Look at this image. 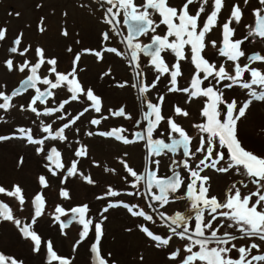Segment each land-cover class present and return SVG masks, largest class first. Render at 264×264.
I'll list each match as a JSON object with an SVG mask.
<instances>
[{"label":"rangeland","instance_id":"obj_1","mask_svg":"<svg viewBox=\"0 0 264 264\" xmlns=\"http://www.w3.org/2000/svg\"><path fill=\"white\" fill-rule=\"evenodd\" d=\"M182 2L183 0H170L173 6L181 5ZM136 3L143 4L144 0H136ZM199 3L200 0H196V5L190 6L193 13L199 7ZM234 3H239L244 11L242 22L239 25L233 22L232 26L237 29L235 38H242L247 33L246 24L254 25L253 9L264 7L259 5L258 0H250L249 4H244L243 0H226V6L219 16L218 26L206 38L216 40L217 48L222 39L220 25L227 21L231 5ZM107 7L109 5L104 0H0V28L7 29L5 39L0 41V91L10 94L21 78L31 74L30 68H26L24 72H20L18 68L9 71L5 61L12 59L14 65L17 66L25 61L34 64L39 60L35 49L43 48L46 59H57V71L63 73L72 70L74 57L76 54H80L81 59L76 65L77 78L86 89H92L102 99L100 113L95 112L90 107L92 102L81 95L78 100L66 104L62 112L44 115L43 109L58 108L63 100H70L72 94L65 86L53 89L54 95L48 97L46 103L42 104L37 101L35 106L41 113L37 115L31 112L29 107L31 99L36 95V90L30 88L21 95L12 98L13 106L10 109H0V136L17 134V138L0 141V186L7 190H13L14 186L19 185L25 198L24 204L21 205L16 197L0 193V201L9 205L14 217L21 220L23 224L31 223L35 211V196L42 194L45 200L43 215L33 225L34 230L42 237L43 241L39 252L33 250V242L26 239L12 221L0 219V253L8 258L22 260L23 264H48L46 249L48 240L52 241L58 255L71 259L72 264H95L94 253L91 251V246L95 242L94 225L105 216L107 219L103 222L104 234L101 237L100 248L101 255L109 261V264H179L180 258H177L176 261L169 259L170 253L177 248L181 250V257L187 255L184 251V247L188 243L186 239L173 236L168 246L157 248L156 242L142 231V227H148L154 234L162 237L171 235L167 226L170 221H166L164 217L173 216L177 212H188L190 201L186 198L176 199V197L185 196L186 185L189 182L188 171L182 164H179L185 187L175 194H170V202L167 205H161L160 202L151 198L144 180H141L135 187L133 186L135 178L127 172L124 163H122V161L126 162L138 174H141L143 169L146 171L155 170L156 165L150 163L149 150L145 147L146 142L137 141L125 144L115 137L101 136L99 133L123 128L126 130L123 135L129 139H134V133L137 131L146 133L148 125V121L144 119V113L148 110L146 102L150 100L156 103L159 96L163 95L165 100L162 114L166 118H173L187 131L192 137L190 150L195 152L199 146L200 136L204 135L205 139L207 138L206 134H202L198 128L194 127V125L204 122L201 109L205 106L206 98L193 99L188 103L186 102L187 94L169 92L170 76L168 74L161 76L155 67L150 65V57L144 54H140L139 68L136 67V62L130 63V50L124 42L127 28L123 24V14L121 13L120 16V25L114 30L105 20ZM211 10L212 0H209V4L205 5V13L201 14V19H206V15ZM16 13L20 15L17 16ZM153 18L159 22L158 16ZM41 20H43L44 32L39 31ZM64 30H67L68 36L62 34ZM105 32L109 34L108 40H104L103 33ZM165 33L166 26L161 25L156 34L164 35ZM151 35L152 33L141 36L138 40L142 43L150 42ZM17 38L21 39V45L18 46L17 53H12L10 49L16 46L14 41ZM170 39H174V37H170ZM250 39L251 42L246 41L242 46L246 54H264V40L258 37ZM29 45L31 47L28 52L20 55V51ZM109 47L117 48L123 55L105 51ZM69 48L72 49L71 52L68 51ZM217 48H212L209 45L205 49L204 55L217 67L223 64L229 73L234 74L232 62L221 57ZM85 49L102 52L103 59H98L94 54L85 52ZM185 51L188 53L187 47ZM162 55L165 56L171 67L175 62L174 56L171 53ZM247 62L246 58H241V64ZM181 63L183 75L178 78L179 86L187 87L194 74V66L188 61ZM252 66L264 68V64L259 62ZM50 67L47 64L43 65L38 70V75L42 78L47 76L55 80V75L49 71ZM138 71L142 73L141 77L137 76ZM244 79H250V74L246 73ZM141 81L149 85L156 83V86L142 94L139 90V87L143 86ZM213 83L212 78H209L203 86ZM227 83L229 81H223L215 86L224 93L225 99L229 102L236 100L238 106H241L246 99L251 98L249 90L243 89L239 85L232 88L224 87ZM120 84L125 86L120 87ZM133 85L138 86L134 87ZM37 87L41 91L49 88L48 85L40 82L37 83ZM2 102L3 100L0 99V103ZM21 105L24 106L23 109H21ZM175 106L186 109L189 116L177 115L174 111ZM85 108L89 110L75 124L65 129L66 140L58 138L45 140V152L38 153L36 148L39 145L29 144L26 138H18V129L21 127L31 129L35 139L48 136V133L43 132V127L50 124L54 133L63 124L69 123L80 112H83ZM120 108H124L126 114L131 118L112 115ZM61 116L64 118L58 119ZM92 119H100L101 123L93 125L90 122ZM88 132H92L94 135L89 136ZM161 132L163 133L162 137L160 136ZM173 136L178 137V134L174 133ZM237 137L247 150L264 156V101L253 100L245 116L237 121ZM153 138H163L165 142H171L166 121L161 122L160 128L154 132ZM81 146L87 148V155L84 157L75 155ZM52 147L57 148L61 153V159L65 165L64 169L56 170L55 175L49 171L50 162L46 159V154ZM219 150L224 151L225 160L221 161L218 167H226L228 163L227 150ZM204 155L205 153H196L194 157H186L181 148L176 153L166 150V154L153 155L151 160L160 161L157 175L163 177L169 175L174 168L173 161L181 162L184 157L195 168ZM215 155L214 151L213 157ZM21 158L22 163L20 162ZM73 161H78L77 175L70 176L62 182L67 168ZM201 175L210 177L209 195L217 196L221 201L225 199L226 191L233 183L240 187L241 192L244 193L246 189L240 185L238 179L246 181L248 188L254 186L246 175L237 174L235 169L228 173H219L209 167L204 168ZM41 176L45 177L47 181L46 187L40 183ZM85 177L91 178L94 182L88 183ZM109 188L118 192L119 195L107 196ZM62 190L68 191L70 198H64L61 195ZM152 191L157 192V189L153 188ZM120 202L128 204L132 211H144L146 215H152L153 220L148 221L145 217L134 216L128 208L123 206L110 208L107 212H103L109 203ZM85 204L89 207L88 216L93 220V227L88 237L81 240L82 225L73 221L69 227L62 228L61 222L55 220L57 215L55 209L57 206H61L68 210ZM71 215L70 212L67 215H61V221L67 222ZM217 223L214 222V227ZM224 231L234 232L237 236L234 243H237L238 246L253 241L259 243L258 238H241V234L234 229L225 227L221 229V232ZM261 251H264V244L261 245ZM253 254H258V251L253 250ZM232 255L237 256L235 250ZM53 264H58V262L53 261Z\"/></svg>","mask_w":264,"mask_h":264},{"label":"snow or ice","instance_id":"obj_2","mask_svg":"<svg viewBox=\"0 0 264 264\" xmlns=\"http://www.w3.org/2000/svg\"><path fill=\"white\" fill-rule=\"evenodd\" d=\"M109 5L105 10V20L114 30L118 28L121 23L120 16L123 14V24L127 27V35L124 36V42L130 50V63L136 62V67L139 68L140 54L150 57V65L154 66L158 73L163 76L168 74L170 76L169 92H179L187 94V101L190 103L193 99L206 98L204 107L201 109V116L204 122L194 125L202 134L200 136L199 146L195 152L190 150L192 137L187 131L179 125L173 118L165 117L162 114V106L165 100L163 95L159 96L158 102L153 103L150 100L146 102L148 109L144 113V119L148 121L146 133L137 131L134 133V139H129L123 135L126 130L123 128L112 129L109 132H100L101 136L115 137L117 140L125 144L135 143L137 141H145V147L149 150L150 163L156 165V169H149L145 174H138L135 170L124 163L127 172L135 178L134 187L144 180L147 185V192L151 198L161 205H167L170 200V194L177 193L182 187H185L184 179H182L179 171H173L171 176L160 177L157 175L159 169V160H151V156H160L167 152L176 153L179 149H183L186 157H194L196 153H205L203 159L193 168L187 159L182 162L173 161V165L182 164V166L189 173V182L186 185V193L183 197H176V199H188L190 206L188 212H177L173 216L164 217L166 221H170L168 228L171 235L162 237L154 234L148 227H142V231L150 237L157 248L166 247L169 245L173 236H178L180 239H186L188 243L184 247L187 255L181 257V250L177 248L169 255V259L176 261L180 258L179 264H264V251H261V245L264 244V156L257 155L252 151L247 150L242 146L241 140L237 137V121L245 116L246 111L253 103V100L264 101V68L253 67L252 65L259 62L264 64V54L252 53L246 54L242 47L246 41L251 42V39L260 38L264 40V7H256L253 9L254 25L246 24L247 33L242 38H235L237 29L233 27V22L239 25L244 17V11L239 3L231 5L230 15L226 22L220 25L222 31V39L220 46L217 48L216 40L206 39L210 33L218 26L219 16L222 9L226 6V0H212V10L206 15V19H201V14L205 13V5L209 4V0H200L199 7L195 12L191 10L190 6L196 5V0H183L181 5L173 6L170 0H144L143 4H137L136 0H104ZM244 4H249L250 0H243ZM259 5L264 6V0H258ZM115 9V11H114ZM19 16V13H16ZM154 16L159 17V22L154 19ZM161 25L166 26V33L159 35L157 29ZM39 31L44 32L43 20L40 21ZM7 29L0 28V41L6 37ZM152 33L150 42L144 44L138 40L141 36H146ZM68 36L67 30L62 33ZM119 34V33H118ZM22 36V34H21ZM104 40L109 39L107 32L103 33ZM174 37V39H170ZM15 47L10 51L17 53L21 45V39L17 38L14 41ZM217 48V52L221 57L226 58L227 61L232 62L234 67V74L229 73L227 68L221 64L219 67L213 62H210L204 55L205 49L208 46ZM31 46H27L20 51V55L28 52ZM188 48L186 53L185 48ZM72 51L71 48L68 49ZM85 52L94 54L98 59H103V53L92 49H85ZM107 52L123 55L117 48L109 47L105 49ZM38 62L32 64L25 61L23 64L14 65L12 59L5 61L6 67L9 71L18 68L20 72H24L26 68H30L31 75L22 81V87L19 90H14L10 95L0 91V109L8 110L13 105L11 100L15 96L21 95L24 91L32 88L36 90V95L31 99L29 107L31 112L40 115L38 112L37 101L42 104L47 102V98L54 95L53 89H59L67 86L68 91L72 94L69 99L63 100L58 108L43 109L44 115H51L58 111L62 112L66 104L71 101L78 100L81 95L85 96L88 101H91L90 107L95 112L100 113L102 109V99L96 95L92 89H86L80 80L77 78L76 65L79 63L81 56L76 54L73 60V68L68 73L57 71V59H46V53L43 48L35 49ZM164 53H171L175 62L169 66L166 61ZM241 58H246L247 63L241 64ZM182 61H188L194 66V74L190 80L189 86L180 87L178 78L183 75ZM50 65L49 71L55 75V80L38 75V70L43 65ZM250 74V79H244L245 74ZM203 74V75H202ZM108 75V73H105ZM137 76L141 77L142 73L137 72ZM71 77V78H70ZM212 78L213 84L203 86L204 82ZM223 81H229L224 87L232 88L239 85L243 89L249 90L251 98L238 106L236 100L230 102L225 99L224 93L220 91L215 85ZM40 82L48 85L49 88L41 91L37 87ZM158 82V81H157ZM126 83V82H125ZM139 87L140 92L147 93L151 88L156 86V83L144 84ZM124 87V84H120ZM137 87L138 85H133ZM223 106V107H222ZM21 105V109H23ZM89 109L85 108L69 123L63 124L57 131L53 133L51 125L43 127V132L48 133L41 139H35L31 129L23 127L18 129L19 137L26 138L27 142L32 145H39L36 148L38 153L45 152V140L51 138L53 140H66L65 129L75 124L81 116ZM174 111L179 116L187 117L189 112L179 106H175ZM114 116L126 117L130 119V115L126 114L124 108L112 113ZM64 117H58L63 119ZM166 121L169 127L170 143L165 142L163 138H153L154 132L160 128L161 122ZM91 124L98 125L101 123L100 119H92ZM79 131V129H77ZM178 134L174 137L173 134ZM87 135L92 136L94 133L88 132ZM163 136V133H160ZM17 138V134L12 136H0V141H6ZM219 149H226L228 153L227 166L218 167L221 161L225 160L224 151ZM216 152L213 157V152ZM75 155L84 157L87 155V148L81 146ZM49 171L53 175L56 170L64 169L65 165L61 159V153L57 148L52 147L50 152L46 154ZM210 161V163H208ZM21 163L23 162L21 158ZM78 161H73L71 166L67 168L66 175L63 181L68 177L77 175ZM203 166V167H201ZM212 168L219 173H228L235 169L237 174L246 175L252 184L256 186L255 191H248L247 194L241 192V188L237 187L235 183L227 189L225 199L219 200L217 196L209 195L210 185L208 184L210 177L201 175L204 168ZM243 170V173H241ZM82 175V173H81ZM88 183H93L89 177H85ZM40 183L47 186L45 177H40ZM240 184L247 189L248 184L240 181ZM155 188L157 192H153ZM0 193H4L10 197H16L21 205L24 204L25 198L23 190L19 185L14 186L13 190H7L0 186ZM131 194V193H130ZM64 198H70L66 190L61 191ZM107 196H117L118 192L109 188L106 193ZM255 197V199H253ZM102 198V197H101ZM35 211L31 223H23L16 219L12 213L10 206L0 201V219L12 221L20 230L22 235L33 242V250L39 252L42 245V237L34 230L33 225L37 219L43 215L45 200L42 194H37L34 198ZM123 206L128 208L134 216L145 217L148 221L153 220L152 215H146L144 211H132L128 204L109 203L103 209L107 212L110 208ZM57 215L55 220L61 222L62 228H67L73 221H77L82 225L81 240L88 237L89 232L93 227V220L88 216V205H80L71 209L65 210L61 206L55 209ZM71 213V218L67 222L61 221V215ZM107 217H103L100 222L95 223V242L91 246V251L94 253L95 264H109V261L101 255L100 241L104 234L103 222ZM214 222H218L214 227ZM234 229L241 234V238L253 237L258 238V242H251L249 244H242L240 246L234 241L237 236L233 231L221 232L222 228ZM178 229H180L178 231ZM79 244V241H78ZM75 247V246H74ZM46 249L48 254V264H53V261L58 264H72L71 259L61 257L54 250L51 240L46 242ZM195 249V250H194ZM235 250L237 256L232 253ZM253 250H257L258 254H253ZM110 255V254H109ZM141 259H143L141 257ZM0 264H23L22 260L5 257L0 253Z\"/></svg>","mask_w":264,"mask_h":264},{"label":"flooded vegetation","instance_id":"obj_3","mask_svg":"<svg viewBox=\"0 0 264 264\" xmlns=\"http://www.w3.org/2000/svg\"><path fill=\"white\" fill-rule=\"evenodd\" d=\"M213 51V50H212ZM214 63V62H213ZM147 129V128H146ZM183 160H185V158L183 157L182 159H181V162L183 161ZM176 169H178L179 171H180V174H181V169H180V167H179V165L177 166V165H174V168L171 170V172L170 173H172L173 171H175ZM147 171L146 170H142V172H141V174H145ZM169 173V174H170ZM239 181V183H240V179H238ZM249 180V179H248ZM250 181V180H249ZM237 182V181H236ZM244 182H246V181H244ZM241 185V184H240ZM255 188H256V186L254 185V186H252V187H249L248 189H246V190H244V194H247V192L248 191H255ZM253 199H255V197L253 198ZM223 201V200H222ZM90 216H92L91 214H89Z\"/></svg>","mask_w":264,"mask_h":264},{"label":"water","instance_id":"obj_4","mask_svg":"<svg viewBox=\"0 0 264 264\" xmlns=\"http://www.w3.org/2000/svg\"><path fill=\"white\" fill-rule=\"evenodd\" d=\"M127 28V27H126ZM149 43V42H147ZM147 43H144V44H147ZM252 54V53H251ZM250 55V54H249ZM29 75L31 74H28L26 75L24 78H21L17 84V86H15L11 91H10V94L14 91V90H19L21 87H22V81L25 80ZM9 94V95H10ZM175 171H179L178 169H176ZM180 172V171H179ZM173 173V172H172ZM172 173H170L169 175H166V176H163V177H168V176H171ZM157 193H158V190H157ZM184 212V211H183Z\"/></svg>","mask_w":264,"mask_h":264},{"label":"bare ground","instance_id":"obj_5","mask_svg":"<svg viewBox=\"0 0 264 264\" xmlns=\"http://www.w3.org/2000/svg\"><path fill=\"white\" fill-rule=\"evenodd\" d=\"M222 62V61H221Z\"/></svg>","mask_w":264,"mask_h":264}]
</instances>
